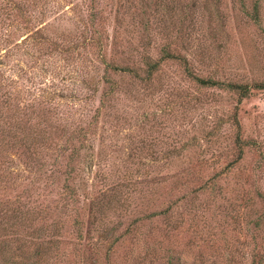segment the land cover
<instances>
[{
	"label": "rangeland",
	"instance_id": "rangeland-1",
	"mask_svg": "<svg viewBox=\"0 0 264 264\" xmlns=\"http://www.w3.org/2000/svg\"><path fill=\"white\" fill-rule=\"evenodd\" d=\"M88 1L37 0L31 5L32 11L23 16L41 20L40 25L45 26L42 40L31 38L29 33L18 36L23 32L17 30L16 25L4 26L1 30L0 58H3L0 69L7 78L4 90L19 103L29 105L43 99L60 110L58 120L76 119L73 121L87 120L99 106L100 86L95 87L97 92L88 98L89 90L83 88L81 81L86 78L87 70L100 76L102 65L96 62V58L91 64L84 54L74 58L57 50L50 53L47 45V42L54 41V33L59 40L60 32L68 35L71 29L79 26L87 13ZM98 6L105 37L108 41L117 39L120 50L126 53L129 43L124 42L129 40L133 59H137L141 42H149V53L157 56L163 43L182 41L180 52L193 65L194 71L237 83L264 80V0H99ZM88 54L92 58L91 52ZM78 56L84 58L83 62ZM177 68L175 62L164 64L166 75L155 85L161 86L159 89L132 85L128 77L120 82L119 89L104 102L101 115L98 107L95 131L89 135L90 140L85 143L88 147L82 148L81 154L92 151L95 155L98 151L99 168L103 173L118 169L120 175L129 167L138 168L140 174L145 172L143 170L160 169L162 171L155 174L159 184L165 175V166L168 170L182 168L181 156L166 165L162 156L167 151H178L192 159V155L208 146L206 143L211 139L215 140L213 148L216 151L205 155L208 160L214 159L215 153L228 151L227 137L232 133L228 117L235 107L237 94L217 88L198 89L181 76ZM115 80L120 81L119 78ZM178 94L184 95L181 97L184 100L180 98L179 103L170 105ZM237 118L243 135L252 137L264 151V90L250 91L248 98L237 106ZM209 130L213 131L214 137L205 140ZM148 142L149 147L145 145ZM182 144H186V150L181 148ZM129 154L141 155L143 161H132ZM249 155L252 156L253 152L250 151ZM10 157L14 160L11 169L22 171L16 156ZM218 162L221 164L222 160ZM79 165L89 182L96 167L89 164L87 158ZM16 181L20 188L27 183V178L19 176ZM157 184L144 182L141 189L151 190ZM258 185L264 189V175ZM11 191L13 193L16 189ZM142 194L133 197L130 203L133 210L150 205L146 203L148 195ZM202 197L179 200L168 220L152 219L149 225L139 226L137 232L142 234L141 239L122 242L113 253L114 249L109 251L108 260H104V237L88 230L83 231L84 235L79 239L74 230L67 229L58 237H52L54 241L60 239L57 248L62 247L63 255L49 259L46 264H176V257H179L178 264H249L250 255L257 249L253 248L249 228L246 231L243 223L233 225L231 222L227 196L215 202ZM253 202V205L260 206L256 198ZM109 219L108 225L119 220L118 232L127 222L125 216ZM175 220L182 226L176 236L166 241L160 229L167 227L166 221ZM20 233H7L1 238L8 237V248L18 249L19 264H27L23 258L27 247L21 239L18 240L24 235ZM258 233L263 237L264 226ZM147 250H152V260L144 257ZM258 253L264 261L261 249ZM82 254L86 256L83 261L80 259Z\"/></svg>",
	"mask_w": 264,
	"mask_h": 264
},
{
	"label": "trees",
	"instance_id": "trees-1",
	"mask_svg": "<svg viewBox=\"0 0 264 264\" xmlns=\"http://www.w3.org/2000/svg\"><path fill=\"white\" fill-rule=\"evenodd\" d=\"M36 1L0 0V32L4 26L16 25L17 30L21 29L23 32L18 36L29 33L31 38L42 40L45 26L40 25L41 20H31L23 16L32 11L31 5H35ZM98 4L99 0L86 2L87 13L80 20L79 26L71 29L68 35L60 32L59 40L54 33V41L47 42V45L50 53L57 50L74 58L75 55L84 54V58L91 64L96 58V62L102 65L103 72L100 76L87 70L86 78L81 81L83 88L89 90L88 98L97 92L95 87L100 86V115L104 102L119 89L117 85L126 77L132 80V85L159 89L161 86L155 85L166 75L163 72L164 64L175 62L181 76L198 89L217 88L237 94L235 107L228 117L232 127V133L227 137L230 149L224 153H215L214 159L208 160L205 155L216 151L213 148L215 140L211 139L214 134L209 130L205 135V140L211 139L206 143L208 146L193 154L192 159L178 151H167L163 154L166 165L181 156L182 168L168 170L165 166V175L160 178L159 184L156 183L158 177L155 174L162 170L156 168L143 170L145 172L141 174L136 167H129L120 175L117 174L118 169L103 173L99 168L98 151L95 155L92 151L87 155L80 152L82 148L88 147V137L95 131L98 107L84 121H73L76 119L72 118L58 120L61 118L57 114L60 110L53 103L37 99L32 104L24 105L15 100L10 92L4 90L7 78L0 69V238L7 233H23V238L18 237V240L21 239V243L27 247L23 254L25 262L46 264L49 259L63 255L62 247L57 248L60 239L54 241L52 237H58L68 229L74 230L81 239L83 231L92 230L98 237L105 238L104 260H108L111 249H114L113 253L122 242L141 239L142 234L137 232L139 226L149 225L152 219L168 220L177 201L194 200L203 196L215 202L226 195L231 222L233 225L243 223L246 231L249 228L253 248L257 249L250 255L249 264H262L264 261L258 249L264 253V235L260 236L258 231L264 226V189L259 187L258 181L264 175V151L252 137L243 135L237 118V106L243 99L248 98L252 89L264 90V80L237 83L218 80L209 74L194 71L193 65L180 52L182 41L163 43L157 56L149 53V42H141L137 59H133L129 40L124 42L129 43L126 53L120 50L121 45L117 39L108 41L105 37ZM88 52H91L92 58L88 57ZM84 58L78 56L81 62ZM95 65L92 66L93 70ZM116 78L120 81L117 82ZM181 97L184 95H175L170 105L179 103ZM145 145L149 147V142ZM134 148L137 149L136 146ZM181 148L186 150V144H182ZM250 151L253 152L252 156L249 155ZM151 152L152 150L148 153L151 155ZM11 155L16 156L23 172L11 169L14 162ZM129 156L132 161H143L141 155ZM86 158L89 164L96 167L89 182L79 165ZM219 159L222 160L221 164ZM19 176L27 178V183L20 188V184H16ZM144 182L157 185L151 190H142ZM244 185L250 187L243 189ZM11 189L16 191L12 193ZM142 192V196L148 195L146 203L150 205L144 209L133 210L130 203ZM253 198L258 200L260 206L253 205ZM113 216L127 217L121 232L117 230L119 220L108 225L109 217ZM180 221H166L167 227L160 229L162 238L170 241V237L176 236L182 226ZM115 230L117 235L113 236ZM7 239L8 237L0 239V264H19L16 256L18 249L8 248ZM142 242L146 243L145 238H142ZM89 249L93 250L91 247ZM152 256V250L144 252L147 260H152ZM85 257L82 254L80 259L83 261ZM174 263H179V257L175 258Z\"/></svg>",
	"mask_w": 264,
	"mask_h": 264
}]
</instances>
